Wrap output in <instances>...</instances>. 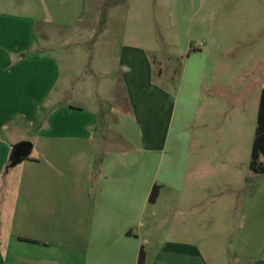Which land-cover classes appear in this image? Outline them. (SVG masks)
<instances>
[{
  "label": "crops",
  "instance_id": "0c3cea01",
  "mask_svg": "<svg viewBox=\"0 0 264 264\" xmlns=\"http://www.w3.org/2000/svg\"><path fill=\"white\" fill-rule=\"evenodd\" d=\"M82 10V0H0V264H138L141 248L145 264H264V180L251 181L264 173L225 182L234 196L222 219L225 183L187 181L191 122L178 131L174 123L188 98L156 84L146 48L117 55L135 131L120 135L129 149L105 150L98 99L75 101L81 75L64 74L49 54ZM184 72L181 87L196 92L195 72ZM22 141L31 155L9 167ZM207 223L217 234L210 242Z\"/></svg>",
  "mask_w": 264,
  "mask_h": 264
},
{
  "label": "rangeland",
  "instance_id": "374dc122",
  "mask_svg": "<svg viewBox=\"0 0 264 264\" xmlns=\"http://www.w3.org/2000/svg\"><path fill=\"white\" fill-rule=\"evenodd\" d=\"M82 3L80 21L56 38L52 47L55 49L49 54L56 56L58 68L64 74L72 71L81 75L74 84L75 101H86L88 95L98 99L103 124L110 127L105 132V150L108 152L112 146L122 150L131 147L120 139L121 134H133L135 122L117 55L124 47H143L157 61L156 84L176 97L181 96L180 99L183 94L188 98V112L182 121V115L177 116L174 123L178 131L185 120L191 122L188 139L191 170L187 181L202 184L249 181L264 88V0H128L127 3L82 0ZM47 25L49 29L55 27L54 23ZM187 69L195 72L197 98L193 87L188 88V93L181 87ZM85 72L91 76L92 88L84 90ZM188 79L189 76L186 82ZM261 161L264 163V157ZM262 180L264 176L251 181ZM202 190L205 189L197 187V194ZM232 190L234 186L225 183L217 191L224 220ZM208 204L205 202V206ZM206 226L202 232L210 242L217 234L212 223ZM224 252L230 254V250Z\"/></svg>",
  "mask_w": 264,
  "mask_h": 264
},
{
  "label": "trees",
  "instance_id": "16d2710c",
  "mask_svg": "<svg viewBox=\"0 0 264 264\" xmlns=\"http://www.w3.org/2000/svg\"><path fill=\"white\" fill-rule=\"evenodd\" d=\"M127 3L128 0H124ZM192 51H196V49H191ZM264 157V89L261 92L258 118H257V128L255 132V137L253 141L252 153H251V163L250 168L255 173H264V163L261 161V158ZM15 163L14 153L11 157L10 166H13ZM161 187L156 185L153 188V191L150 196V202L154 203L159 197ZM146 262V252L144 248H141L139 255L138 264H145Z\"/></svg>",
  "mask_w": 264,
  "mask_h": 264
},
{
  "label": "water",
  "instance_id": "95a60500",
  "mask_svg": "<svg viewBox=\"0 0 264 264\" xmlns=\"http://www.w3.org/2000/svg\"><path fill=\"white\" fill-rule=\"evenodd\" d=\"M32 142L30 141H22L15 147L14 156H15V163H20L23 160L27 159L32 150Z\"/></svg>",
  "mask_w": 264,
  "mask_h": 264
}]
</instances>
